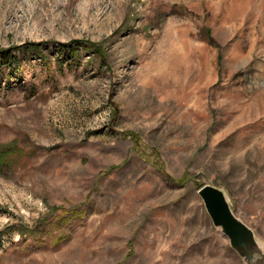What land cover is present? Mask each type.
Wrapping results in <instances>:
<instances>
[{
	"label": "rangeland",
	"instance_id": "1",
	"mask_svg": "<svg viewBox=\"0 0 264 264\" xmlns=\"http://www.w3.org/2000/svg\"><path fill=\"white\" fill-rule=\"evenodd\" d=\"M26 43L50 59L0 56V264H245L208 184L264 248V0H0V50Z\"/></svg>",
	"mask_w": 264,
	"mask_h": 264
},
{
	"label": "water",
	"instance_id": "2",
	"mask_svg": "<svg viewBox=\"0 0 264 264\" xmlns=\"http://www.w3.org/2000/svg\"><path fill=\"white\" fill-rule=\"evenodd\" d=\"M215 228L229 241L231 248L245 264H264V248L254 231L233 211L226 193L214 185H204L199 189Z\"/></svg>",
	"mask_w": 264,
	"mask_h": 264
},
{
	"label": "trees",
	"instance_id": "3",
	"mask_svg": "<svg viewBox=\"0 0 264 264\" xmlns=\"http://www.w3.org/2000/svg\"><path fill=\"white\" fill-rule=\"evenodd\" d=\"M85 42H78V41H71L68 44L60 45L61 51L66 52V56L74 55V51H76L79 47H87V49H92L93 53L98 56L103 55V51L101 50L100 46H97V44L94 43H89L87 46ZM89 47V48H88ZM44 45L43 44H37V43H26L20 48H14L15 50H0V56H1V61H2V67L4 66H10L12 63H18L17 61L19 60L16 54V52L24 53V54H31L30 58L34 57H40L41 60L47 61L49 58L48 54L46 52H50L49 50L44 51L43 50ZM61 51L57 53V58L55 59L58 64L61 63L60 56H61ZM34 54V55H33ZM61 69L57 68L55 72L60 71ZM2 154L4 153L3 150H0ZM2 154L0 155V161L2 160Z\"/></svg>",
	"mask_w": 264,
	"mask_h": 264
}]
</instances>
